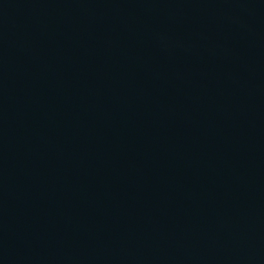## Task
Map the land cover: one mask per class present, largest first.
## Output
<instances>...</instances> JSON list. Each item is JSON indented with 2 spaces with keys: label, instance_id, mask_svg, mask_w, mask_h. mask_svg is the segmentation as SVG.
Returning a JSON list of instances; mask_svg holds the SVG:
<instances>
[{
  "label": "water",
  "instance_id": "1",
  "mask_svg": "<svg viewBox=\"0 0 264 264\" xmlns=\"http://www.w3.org/2000/svg\"><path fill=\"white\" fill-rule=\"evenodd\" d=\"M0 264H264V0H0Z\"/></svg>",
  "mask_w": 264,
  "mask_h": 264
}]
</instances>
